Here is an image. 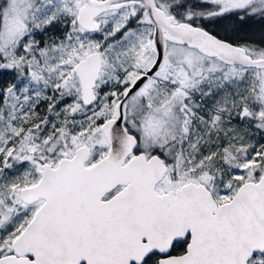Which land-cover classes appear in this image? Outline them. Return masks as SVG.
<instances>
[{"label": "snow or ice", "instance_id": "6c2138e0", "mask_svg": "<svg viewBox=\"0 0 264 264\" xmlns=\"http://www.w3.org/2000/svg\"><path fill=\"white\" fill-rule=\"evenodd\" d=\"M0 264H264V0H0Z\"/></svg>", "mask_w": 264, "mask_h": 264}, {"label": "trees", "instance_id": "16d2710c", "mask_svg": "<svg viewBox=\"0 0 264 264\" xmlns=\"http://www.w3.org/2000/svg\"><path fill=\"white\" fill-rule=\"evenodd\" d=\"M235 26L236 27H234L233 30L226 31L225 28H222V26L218 22L208 25L209 28L214 29L221 36L227 35L228 38L232 39L234 43H244V42L249 41V40H254L256 42H260L261 36L255 35L252 37V35H250V34H249L251 36L250 38H247L244 36V34L242 33V30L247 31L248 28H246V26L241 27L237 23ZM252 26L254 27L255 24H250V27H252ZM250 27H249V29H250Z\"/></svg>", "mask_w": 264, "mask_h": 264}, {"label": "rangeland", "instance_id": "374dc122", "mask_svg": "<svg viewBox=\"0 0 264 264\" xmlns=\"http://www.w3.org/2000/svg\"><path fill=\"white\" fill-rule=\"evenodd\" d=\"M218 23L222 26V28H225L226 31H230V30H233L234 27H236L235 25L237 22L234 19L229 18V19H221L218 21ZM250 24H255V26L250 27ZM250 24L246 25V28L249 29V27H250L249 30L248 29H247V31L242 30V33L244 34V36L247 38H250L251 37L250 35H252V37L255 35L261 36V26L257 23H250Z\"/></svg>", "mask_w": 264, "mask_h": 264}, {"label": "flooded vegetation", "instance_id": "af4514ba", "mask_svg": "<svg viewBox=\"0 0 264 264\" xmlns=\"http://www.w3.org/2000/svg\"><path fill=\"white\" fill-rule=\"evenodd\" d=\"M246 26V25H245Z\"/></svg>", "mask_w": 264, "mask_h": 264}]
</instances>
